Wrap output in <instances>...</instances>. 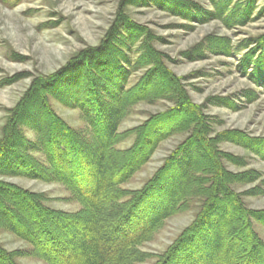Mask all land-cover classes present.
I'll return each mask as SVG.
<instances>
[{"label":"trees","instance_id":"obj_1","mask_svg":"<svg viewBox=\"0 0 264 264\" xmlns=\"http://www.w3.org/2000/svg\"><path fill=\"white\" fill-rule=\"evenodd\" d=\"M210 2L215 8L208 13L211 17L229 20L240 15L246 20L257 0ZM184 14L185 20L191 18L189 10ZM146 39L137 27L118 17L99 46L79 51L62 69L38 78V85L27 90L0 140V178L58 183L82 209L53 210L43 194L0 180V229L29 243L48 264H143L149 255L141 247L164 222L196 208L192 222L162 254L152 256L150 264H264V243L253 229V223L264 227V210H250L244 202V197L264 195V180L255 172L232 178L224 172L214 141L205 145L203 118L186 97L176 95L172 110L119 133L129 109L148 99L149 83L157 75L152 65L155 56L144 47ZM256 44L255 55L251 51L243 58L254 70L264 65V36ZM207 47L218 55L230 52L228 41L220 39L208 41ZM148 67L142 80L127 89L129 70ZM262 76L251 78L264 85ZM50 100L78 110L86 129L76 130L61 120ZM19 110L26 120L17 114ZM179 115H185L186 121ZM186 126L189 138L178 144L140 190L121 188L149 162L161 142ZM22 129L34 135L33 141ZM129 138L128 148H117ZM246 149L264 160V145ZM257 182L243 193L231 188L232 183ZM21 253L6 251L0 244V264H17Z\"/></svg>","mask_w":264,"mask_h":264},{"label":"rangeland","instance_id":"obj_2","mask_svg":"<svg viewBox=\"0 0 264 264\" xmlns=\"http://www.w3.org/2000/svg\"><path fill=\"white\" fill-rule=\"evenodd\" d=\"M185 9L190 11L191 18L187 20L183 16ZM214 10L210 0H0V140L12 110H17L33 84L38 85V78L53 75L79 51L99 46L118 17H124L132 28L139 29L140 35L147 36L144 47L155 56L151 55L157 75L149 83L148 99L129 109L119 133L132 131L150 117L172 110L176 95L186 97L203 118L205 145H211L208 140L214 141L212 146L221 154L218 161L224 172L231 178L255 172L264 180V160L246 149L247 145L255 149L264 145V85L251 78L252 74L264 77V65L254 70L243 61L252 50L257 51L256 41L264 36V0H257L255 11L246 20L240 15L216 19L208 15ZM215 39L228 41V56L208 49V41ZM135 55L130 56L132 60ZM149 67L130 69L126 88H134ZM50 105L71 128L86 129L78 110L54 100ZM25 115L21 119L26 120ZM177 118L186 121L187 117ZM187 128L161 142L149 162L121 188L140 190L178 144L189 138ZM21 131L33 141L31 132ZM131 143L129 138L117 148L126 149ZM205 151L203 158H207ZM0 180L43 194L49 199L46 205L53 210L73 213L82 209L58 183L9 177ZM257 184L232 183L231 188L243 193ZM244 202L250 210H264V195L244 197ZM196 211L192 208L166 220L152 240L141 247L150 259L143 264L154 262L152 256L162 254L174 242ZM253 229L264 243V227L253 223ZM0 244L6 251L22 252L17 264H48L33 253L29 243L1 229Z\"/></svg>","mask_w":264,"mask_h":264}]
</instances>
